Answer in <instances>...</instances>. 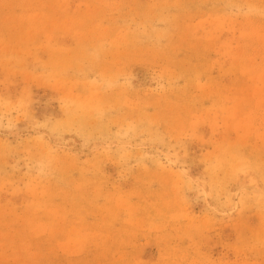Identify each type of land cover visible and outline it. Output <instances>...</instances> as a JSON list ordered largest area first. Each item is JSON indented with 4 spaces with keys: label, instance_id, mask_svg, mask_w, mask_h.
I'll list each match as a JSON object with an SVG mask.
<instances>
[{
    "label": "rangeland",
    "instance_id": "1",
    "mask_svg": "<svg viewBox=\"0 0 264 264\" xmlns=\"http://www.w3.org/2000/svg\"><path fill=\"white\" fill-rule=\"evenodd\" d=\"M0 264H264V0H0Z\"/></svg>",
    "mask_w": 264,
    "mask_h": 264
}]
</instances>
